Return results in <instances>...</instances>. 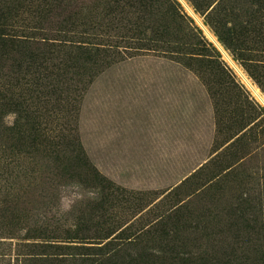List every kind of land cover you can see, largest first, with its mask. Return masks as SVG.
Here are the masks:
<instances>
[{
  "label": "rangeland",
  "instance_id": "rangeland-1",
  "mask_svg": "<svg viewBox=\"0 0 264 264\" xmlns=\"http://www.w3.org/2000/svg\"><path fill=\"white\" fill-rule=\"evenodd\" d=\"M69 1L78 12L67 35L93 38L99 53L80 59L76 49L55 48L53 76L43 78L48 70L37 68L34 79L50 93L41 110L49 127L66 134V151L50 159L36 155L19 190L21 206L31 222L52 224L61 236L76 223L92 227L89 236L99 239H83L85 245H103L110 238L100 236L114 228H128L124 234L137 239L109 258L58 247L51 252L62 254L35 259L17 256L28 249L6 239L0 264H264V113L256 106L264 103L236 66L263 98L264 80L250 63L235 60L216 34L231 26L232 15L224 13L230 2L211 12L212 6L196 11L185 0L190 11L178 0L185 17L178 24L166 14L168 1ZM234 10L241 14L238 4ZM184 28L205 41L207 54L180 58L155 45L164 46L154 37L187 40ZM15 117L8 113L5 125ZM75 148L107 180L99 177L97 185L80 164L69 165ZM56 239L58 245L84 243Z\"/></svg>",
  "mask_w": 264,
  "mask_h": 264
},
{
  "label": "trees",
  "instance_id": "trees-1",
  "mask_svg": "<svg viewBox=\"0 0 264 264\" xmlns=\"http://www.w3.org/2000/svg\"><path fill=\"white\" fill-rule=\"evenodd\" d=\"M162 1L172 2L166 11L168 18L178 20L176 21L178 24H184V14L177 10L180 4L178 0ZM188 1L196 11L209 9L212 6L210 11L217 12L219 9L216 5L222 0ZM227 1L230 2L229 8L224 13L227 16L232 15L229 22L231 26L226 31L217 30L216 34L222 44L231 50L235 60L241 59L250 63L253 68L261 72L259 76L264 80V0ZM237 4L240 6V15L234 10ZM76 8L77 6L72 5L69 0H0V125L4 123L8 113L13 112L16 116L11 125L4 123L5 126L0 127V245L7 243L4 242L6 239H16L18 246H22L25 251L28 249L26 252L19 250L16 255L28 257L27 259L49 257L51 253L60 255L63 252H51L58 247L77 249L84 247L85 252H79L82 255L102 254L100 256L109 258L117 255L116 253L122 249V244L131 243L137 239L131 236L134 235L133 233L124 234L128 232V228L121 230L114 228L115 230L100 236L104 239L110 238L103 245H85L87 241L83 239H99V234L89 236L92 227L81 230L79 224L76 223L74 228L69 226L64 229L65 235L61 236L58 234L57 227L52 224L31 222L30 216L25 212L27 209L21 206L19 190L23 179L29 177V171L32 172L35 169L36 155L42 154L50 159L54 154L66 151L63 147L64 141L61 140L66 138V134H57L54 128L49 127L47 115L41 110V103L43 101L45 103L50 98V93L44 89L47 87L45 83L34 79L39 71L37 68L42 67L48 70L42 75L43 78L48 79L53 76L54 72L49 71V66H51V53L55 48L69 47L72 48L71 51L76 49L81 53V56H78L80 59L92 58L99 53V42L93 38L82 35L74 39L71 35H67L71 30L69 29L71 19L78 12ZM26 13L32 14L30 19L25 17ZM239 17L242 19L241 22L237 20ZM195 27L201 32L199 27ZM167 29H170V22L165 25V33H169ZM179 31L188 36L187 40L178 42L170 38L154 37L153 39L164 46L155 45H160L166 53L179 54L180 58L194 54H207L202 52L205 50V41L204 43L201 40L197 41L195 31L186 30L184 32L185 28ZM208 44L219 55L213 43L208 42ZM37 58L41 59L39 65L36 64ZM42 61L47 64L44 65ZM33 64L35 66L32 69ZM24 65L28 68L25 74H22ZM54 65L52 69L64 70L65 68L60 64ZM26 75H29V78ZM256 106L263 114L264 108L260 105ZM252 107L255 106L252 105ZM249 124V122L246 124L244 122L242 127L246 128ZM244 138H247L246 132L240 134L237 141ZM74 151L75 157L72 159H76V162L72 164L73 162L69 161V165L80 164V167L86 169L85 173L97 185H99V177L101 180H107L99 173L83 150L75 148ZM56 238L62 241H84V243L58 245ZM119 238L121 240H118ZM40 247H42L41 250H34ZM3 253L6 252L0 251V255ZM72 254L75 253L72 252Z\"/></svg>",
  "mask_w": 264,
  "mask_h": 264
},
{
  "label": "water",
  "instance_id": "water-1",
  "mask_svg": "<svg viewBox=\"0 0 264 264\" xmlns=\"http://www.w3.org/2000/svg\"><path fill=\"white\" fill-rule=\"evenodd\" d=\"M182 1L187 6V8H189V10L192 11L191 8L188 6V4L185 2V0H182ZM198 21L202 25V27L206 30V32L209 34V36L212 38V40L215 42V44L224 52V54L229 59H231L230 56L227 54V52L222 47V45L220 44V42L213 36V34L206 28V26L199 19H198ZM236 68L242 74V76L246 79V81L250 84V86L252 87V89L255 91V93L258 95V97L261 99V101L264 103L263 96L256 90V88L253 86V84L246 78V76L244 75V73L237 66H236Z\"/></svg>",
  "mask_w": 264,
  "mask_h": 264
}]
</instances>
